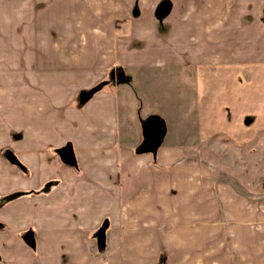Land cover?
Masks as SVG:
<instances>
[{
	"label": "crops",
	"instance_id": "crops-1",
	"mask_svg": "<svg viewBox=\"0 0 264 264\" xmlns=\"http://www.w3.org/2000/svg\"><path fill=\"white\" fill-rule=\"evenodd\" d=\"M165 68L194 69L197 121L157 156L122 135L124 85L80 105ZM261 139L264 0H0V264H264V186L210 151Z\"/></svg>",
	"mask_w": 264,
	"mask_h": 264
},
{
	"label": "rangeland",
	"instance_id": "rangeland-1",
	"mask_svg": "<svg viewBox=\"0 0 264 264\" xmlns=\"http://www.w3.org/2000/svg\"><path fill=\"white\" fill-rule=\"evenodd\" d=\"M138 74L134 70L123 77L122 75L119 77V74L111 75L108 80L102 82V84L107 83L104 86L106 89L113 87L109 89L111 91L117 90L120 85L125 87L119 95V107L123 121L122 135L133 143L138 142L137 144L141 146L144 141V124L142 122H146L153 116L164 119L170 131L172 126L174 127L173 124L177 122H181L178 127L195 125L197 121V99L194 93L196 86L192 81L195 75L193 68L157 69L151 76L148 75L152 80H139L143 77ZM127 75L130 80H125ZM187 81L188 83H186ZM189 90L194 92L192 91L189 95ZM115 92L118 95V92ZM182 102L185 107L180 109L178 106L175 107ZM186 106L188 108L187 117H178L179 113H185ZM182 110L184 111L182 112ZM188 112L189 115H187ZM174 113L176 116H173ZM170 140L171 137L166 139L165 144L167 145ZM193 142L195 143V141ZM191 149L193 152H198L201 148ZM210 151L221 157L225 167L248 175L257 186H264L263 139L253 150L238 149L237 146L217 140Z\"/></svg>",
	"mask_w": 264,
	"mask_h": 264
},
{
	"label": "water",
	"instance_id": "water-1",
	"mask_svg": "<svg viewBox=\"0 0 264 264\" xmlns=\"http://www.w3.org/2000/svg\"><path fill=\"white\" fill-rule=\"evenodd\" d=\"M167 135V125L164 119L158 116H153L149 118L144 123V142L138 149L140 154H152L157 156L159 150L162 148L165 138ZM57 154L60 156L61 161L70 167L78 168L77 158L74 152V148L71 144L57 151ZM12 163L19 165L20 163L16 158L10 156L9 158ZM105 232L106 228L103 227L98 236H99V247L102 251L105 246ZM24 240L31 247L35 248V239L32 233L26 234Z\"/></svg>",
	"mask_w": 264,
	"mask_h": 264
},
{
	"label": "trees",
	"instance_id": "trees-1",
	"mask_svg": "<svg viewBox=\"0 0 264 264\" xmlns=\"http://www.w3.org/2000/svg\"><path fill=\"white\" fill-rule=\"evenodd\" d=\"M117 71H112L111 75L112 76H116L118 75L116 73ZM115 78V77H113ZM107 83H103L101 85H99L98 87L90 90V91H83L79 94V100H80V103L81 105H86L91 99L94 98V96H96L100 91H102V89L104 88V86L106 85Z\"/></svg>",
	"mask_w": 264,
	"mask_h": 264
}]
</instances>
